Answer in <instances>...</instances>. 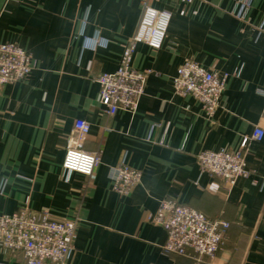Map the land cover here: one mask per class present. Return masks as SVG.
<instances>
[{
    "label": "crops",
    "instance_id": "0c3cea01",
    "mask_svg": "<svg viewBox=\"0 0 264 264\" xmlns=\"http://www.w3.org/2000/svg\"><path fill=\"white\" fill-rule=\"evenodd\" d=\"M146 4L171 15L166 37L159 49L136 44L146 92L136 113L110 115L96 79L118 69ZM239 12L236 0H0V41L29 51L35 66L0 84V215L28 207L76 220L64 264H198L165 252L167 232L149 218L174 197L229 222L220 250L201 264H264V136L241 148L264 129V0ZM188 59L229 74L212 117L175 91ZM79 118L91 124L84 149L101 156L92 175L63 168ZM221 148L242 150L251 175L231 185L201 172L197 154ZM121 163L143 173L125 194L111 176ZM2 263L26 264L0 244Z\"/></svg>",
    "mask_w": 264,
    "mask_h": 264
},
{
    "label": "built area",
    "instance_id": "2783aa9c",
    "mask_svg": "<svg viewBox=\"0 0 264 264\" xmlns=\"http://www.w3.org/2000/svg\"><path fill=\"white\" fill-rule=\"evenodd\" d=\"M178 1L191 4L196 0ZM236 4L242 7L238 16L244 17L250 0H236ZM170 20L171 15L167 11L145 5L139 27L124 47L118 69L103 73L96 79L101 86L99 101L106 113L114 115L120 110L136 113L146 92L149 70L133 66L135 46L142 42L159 49L164 43ZM34 68L29 51L17 43L0 41L1 85L29 76ZM228 78L227 72L215 71L188 59L178 68L173 83L177 93L193 96L201 103L206 116L212 117L220 107ZM74 129L75 135L66 150L63 168L69 172L92 175L101 162V156L83 147L91 124L79 118L74 123ZM263 136L264 129L256 126L252 135L242 140L241 148L244 149L250 140H261ZM197 163L201 172L219 176L231 185L239 178L251 175L242 150H204L197 154ZM111 176L114 190L125 194L141 182L143 173L121 163L112 168ZM149 218L167 232L163 245L165 252L188 256L198 264L203 263L204 257H215L229 227L227 220L209 217L174 197L161 199L157 212ZM76 227V220H55L48 211L36 212L22 207L0 215V244L8 251L23 253L26 264H64L73 250Z\"/></svg>",
    "mask_w": 264,
    "mask_h": 264
}]
</instances>
